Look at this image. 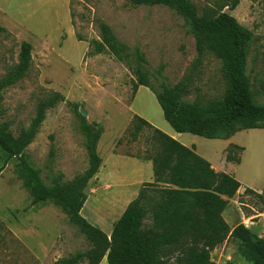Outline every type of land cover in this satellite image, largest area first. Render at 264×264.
I'll return each mask as SVG.
<instances>
[{"label": "rangeland", "instance_id": "rangeland-1", "mask_svg": "<svg viewBox=\"0 0 264 264\" xmlns=\"http://www.w3.org/2000/svg\"><path fill=\"white\" fill-rule=\"evenodd\" d=\"M190 1L201 15L217 0ZM69 5L73 34L62 43L65 32L56 35L58 24L64 19L58 0H0L1 7L22 18L28 26L40 33L45 29L51 35V40L44 42L37 29L16 21L0 30V77L18 62L21 42L32 44L28 72L3 92V118L10 122L11 130L16 134L21 127L29 125L39 100L50 97L54 91L64 96L47 110L39 131L26 148L29 162L40 170L47 184L50 177L59 173L67 182L88 167L75 104L80 111L85 110V114L81 113L88 122L95 121L103 127L97 151L108 168L115 159L110 152L136 154L146 147L145 139L150 131H144L136 141L129 138L133 114L150 123L162 121V110L155 96L142 91L130 105L134 94L133 68L110 53L86 54L89 43L100 38V22L108 24L121 42L145 57L148 78L156 88L160 81L172 86L188 78L187 99L202 102L221 96L226 88L221 61L211 52L198 55L189 22L173 8L133 5L127 0H70ZM225 10L251 32L246 72L255 98L264 102V0H239L235 9ZM81 42L87 44L84 53ZM184 135L181 140L196 139L194 143L200 153L213 160L221 154V143L233 142L225 155L232 162H239L240 158L241 161L229 174L246 188L262 191L264 128L238 130L226 140ZM17 162V157L8 158L0 148V222L4 225V229L0 226V264H51L61 256L87 249V238L60 206L30 203L29 191L16 173ZM120 169L127 176L134 173L131 162L123 163ZM93 179L94 176L86 189L87 199L81 214L106 233L112 226L103 222L117 218L120 208L104 207L105 201L100 202L99 198L104 191L96 188ZM92 186L96 190H91ZM146 189L149 194L155 190ZM110 191L114 195V190ZM222 217L228 224L240 221L254 233L261 227L264 237V196L241 188L228 199ZM150 221L145 219L146 223ZM211 258L216 264H248L231 239L215 247ZM100 264H108L107 259L104 257Z\"/></svg>", "mask_w": 264, "mask_h": 264}, {"label": "trees", "instance_id": "trees-1", "mask_svg": "<svg viewBox=\"0 0 264 264\" xmlns=\"http://www.w3.org/2000/svg\"><path fill=\"white\" fill-rule=\"evenodd\" d=\"M127 1L133 5H164L181 14L192 28L198 55L211 52L221 61L226 82L223 94L207 102L189 100L188 78L172 86L160 81L156 88L148 78L145 57L121 42L104 22L99 24L100 38L89 43L86 54L110 53L133 68V93L139 85L148 87L176 132L226 139L238 130L264 128V102L255 98L246 72L251 32L225 10L235 9L239 0H217L201 15L190 0ZM0 30L4 27L0 26ZM78 39L82 38L78 36ZM31 51L32 44L23 40L18 62L0 77V148L8 158H18L16 173L29 191L30 203L60 206L89 242L87 249L61 256L51 264H99L103 257L108 264H216L211 251L228 239L237 243L240 256L248 264H264V237L240 221L231 227L222 217L228 199L241 186L240 181L227 172L214 170L194 147L184 145L138 114H133L130 121V140H138L146 130L150 133L144 150L128 155L150 159L154 178L143 183L137 196L114 222L109 235L81 214L88 182L102 162L97 142L103 127L95 121L88 122L78 104L74 106L84 136L88 167L67 182L59 173L45 183L40 170L29 162L26 148L39 131L47 110L64 96L54 91L50 97L39 100L29 125L21 127L16 134L10 122L3 118L1 105L4 90L28 72ZM226 159H230L229 155ZM147 187L155 190L149 194ZM245 191L264 196V187L261 192L250 188ZM146 218L151 221L146 223ZM0 226L4 229L2 222Z\"/></svg>", "mask_w": 264, "mask_h": 264}, {"label": "crops", "instance_id": "crops-1", "mask_svg": "<svg viewBox=\"0 0 264 264\" xmlns=\"http://www.w3.org/2000/svg\"><path fill=\"white\" fill-rule=\"evenodd\" d=\"M69 2H70V0H58V3L60 5L62 11H64V19H62V22H60V24H58L56 35L61 34L63 31L65 32L66 37L61 39L62 43L66 39H68L69 36H71L70 33H72V29H73L72 23H71ZM0 17L2 19V22L0 21V26H2V27L9 28V25L15 24V21H16V22H19L20 24H23L24 26H26L29 29H31V28H32V30L37 29V28H33L32 26H28L22 18L14 15L12 12H9V10H7V8H3L1 6H0ZM36 31H37L36 33L42 35L44 42L51 40V35H49V32L46 31L45 29H44V32H42V33H40L38 31V29ZM81 43H83V42H81ZM83 44L84 45H83L82 53H84L85 50L87 49V44L86 43H83ZM142 91H144V93H146L147 96L148 95L151 97L155 96L154 93L148 87H146L144 85H139L133 94L132 100L130 101V105L135 101L137 96ZM147 96H146V98H147ZM162 115H163V112H162ZM161 118H162L161 124L157 123L156 121L151 122V124L160 128L161 130H163L167 134L173 136L174 138L179 139L181 141V143H183L184 145L189 146V147H194L195 152L198 153L199 155L203 156L205 159H207L210 162L211 166L214 168V170L231 173L234 165L238 164L241 161V158H240L239 162H232V161L226 159V155H225L226 149L229 146V144L233 143V142L227 143L226 139H231V137L233 135H231L229 138H226L225 139L226 142L221 143V154H220L219 158H217L216 160H213L211 158V156H207L205 153L204 154L200 153V151L197 149L196 144L194 143V141H196V139H190V140H181L180 139V137L185 136L184 133H190V132H176L170 126V124L166 121L164 116ZM191 134H194V133H191ZM194 135L201 136L198 134H194ZM201 137H204V136H201ZM204 138H207V137H204ZM207 139H211L213 141V140L222 139V138H207ZM110 155L112 156V158H115L112 161L111 166L109 168L106 167L105 161L102 159L99 170L95 174L92 183L94 185H97L96 188L102 189L104 191L102 196L99 197L100 202H101V200L105 201L106 204H103L104 207L109 208V209L120 208V212H119L117 218H115L114 220H108L106 223L103 222V224H107L108 226L113 227L114 222L122 214L126 205L133 198H135L137 196V194H138L140 188L142 187L143 183L153 181L154 175H153L152 161L150 159L143 158V157L131 156L128 154H118V153H114V152H110ZM127 162H131V165H132L133 171H134L133 175L127 176V175L122 174L120 166L123 163H127ZM95 181H97V182L95 183ZM90 182L91 181L88 182L86 189L91 186ZM246 187H247L246 185H243L241 183V186L239 187L238 190H240L241 188L245 189ZM96 188L94 186H92L91 190H96ZM248 188H250L256 192H260V190H258V189L255 190L251 187H248ZM111 189L114 190V195L110 191ZM93 192H95V191H92V193ZM259 219H262V217H260ZM226 222H228V221L226 220ZM236 223H237V221L235 222V220H234L229 225L231 227H233ZM111 230H108L106 233L109 235ZM262 230L263 229L260 227L259 230L256 231V234H258L259 236H262V232H261Z\"/></svg>", "mask_w": 264, "mask_h": 264}, {"label": "water", "instance_id": "water-1", "mask_svg": "<svg viewBox=\"0 0 264 264\" xmlns=\"http://www.w3.org/2000/svg\"><path fill=\"white\" fill-rule=\"evenodd\" d=\"M81 112H82L83 114H85V110H83V109H82V111H81Z\"/></svg>", "mask_w": 264, "mask_h": 264}]
</instances>
